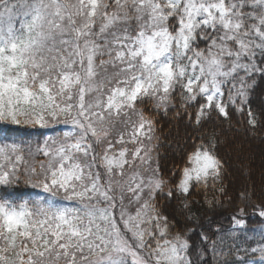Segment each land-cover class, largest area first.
<instances>
[{
	"label": "snow or ice",
	"instance_id": "snow-or-ice-1",
	"mask_svg": "<svg viewBox=\"0 0 264 264\" xmlns=\"http://www.w3.org/2000/svg\"><path fill=\"white\" fill-rule=\"evenodd\" d=\"M257 76L264 77V0H0V122L71 126L35 152L22 140L0 144V185L62 192L80 205L0 199V264H129V257L131 264H199L183 232L164 238L170 221L156 201L180 200L190 212L202 190L205 203L218 202L207 193H225L217 188L223 163L216 133L204 125L214 113L229 119L232 106L247 109L257 127L260 117L248 105ZM149 103L165 114L178 109L175 116H187L192 127V150L167 178L158 162L152 166L156 121L137 108ZM117 124L118 151L109 139ZM94 145L106 147L100 153ZM35 154L46 163H28ZM126 198L139 205L134 215ZM248 206H237L233 228L245 226ZM250 206L264 219V205ZM216 231V240L200 233L214 260L232 240ZM145 248L151 261L141 255ZM241 250L259 253L264 264V242Z\"/></svg>",
	"mask_w": 264,
	"mask_h": 264
},
{
	"label": "trees",
	"instance_id": "trees-1",
	"mask_svg": "<svg viewBox=\"0 0 264 264\" xmlns=\"http://www.w3.org/2000/svg\"><path fill=\"white\" fill-rule=\"evenodd\" d=\"M16 26H19V20L16 21ZM96 30L98 31V26ZM240 75H243V72ZM256 80L255 87L249 93L248 105L260 117L261 123L257 127L253 128L248 124L247 109L241 113L232 106H229V119L218 118L214 113L212 120L204 125L205 130L216 133L215 152L223 163L217 188L223 187L225 193L221 195L218 191L213 193L211 190L207 193L209 200L215 196L218 202L213 205L205 203V193L202 190L199 195L193 193L192 199L198 203L191 207L190 212L182 211L180 200L158 197L156 201V207L163 215L168 216L170 221L169 234L166 238L171 240L177 232H183L190 244L188 253L190 259L199 261V264H225V262L226 264H259L261 259L259 253L253 254L249 251L245 255L242 250L236 251V248L250 249L256 247L259 242H264V235H262L264 219L254 215L256 210L250 206L264 205V77L257 76ZM236 83L239 87V82ZM230 87L231 84L224 86L225 100H227V89ZM196 107L189 108L188 111L194 112ZM137 108L145 109L146 114L153 116L156 121L158 147L155 148V162L159 163L161 173L167 178L172 175L177 166H182L183 151L192 150L188 147L191 141L186 139L187 134L192 132V127L187 116H175L178 109L165 114L162 111L151 110L150 103L137 104ZM51 134H53L51 127L16 126L0 122V144L22 140L30 143L34 152L37 145L43 146L44 141ZM94 148L102 153V146L94 145ZM47 159L41 154H35L28 163H34L38 167L40 162L46 163ZM97 170L103 172V169ZM176 180L178 175L173 178L172 183ZM245 193L248 196L246 202L241 200V195ZM38 196L50 198V194L24 184L0 185V199L19 203L35 200ZM245 203L249 204L244 215L246 224L243 228H233L231 217L236 214L237 206H244ZM218 228L228 231L232 240L226 241L221 249L223 254L214 260L212 253L207 251L206 245L202 243L200 233L203 231L212 240H216ZM201 249H205L203 259H200L198 255ZM141 254L151 261L152 257L149 256L148 248L142 250Z\"/></svg>",
	"mask_w": 264,
	"mask_h": 264
},
{
	"label": "rangeland",
	"instance_id": "rangeland-1",
	"mask_svg": "<svg viewBox=\"0 0 264 264\" xmlns=\"http://www.w3.org/2000/svg\"><path fill=\"white\" fill-rule=\"evenodd\" d=\"M49 127L53 128V134H51L48 137V139H47L48 142H49V144H51L52 140H55L58 137H61L63 132L69 131L71 126L70 125H65L63 123H60V124L50 125ZM121 131H123V125L117 124L116 127H115V129H114V131H113V133H112V135L109 137V139L113 140L114 147L116 148L117 151L120 149L121 146L119 144H116L115 143V140L118 139V134ZM129 131H130V129H129ZM125 139H128L127 134H125ZM154 143L157 144V140L154 141ZM103 147H106V145L102 146V149H103ZM127 147H129L131 149L133 146L129 143L127 145ZM155 158H156V151L154 149V151H153V161H152V166L153 167L156 166ZM83 161H84V158L81 157V162H83ZM50 199H52L53 201H55L58 204V206H60V207H68V208H73V207L79 208L80 207L79 202H72V201H66V200H64L63 199V193L62 192L60 193V196L50 197ZM138 207H139L138 204H136V203H131L130 204L129 201H128V199L127 198L125 199V201H124V208L126 209V212L127 213H130V214H133L134 215ZM117 215H119L118 209H117ZM157 236H158V233H157ZM164 238H166V237H164ZM164 238H161V239H164ZM148 243H149V245L151 247H155V241L154 240L149 239ZM148 251H149V249H148ZM144 259L147 260V261H150L149 259H147L145 257H144ZM128 260H129V264H131V257H129ZM250 264H254V263H250Z\"/></svg>",
	"mask_w": 264,
	"mask_h": 264
}]
</instances>
